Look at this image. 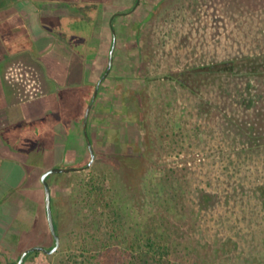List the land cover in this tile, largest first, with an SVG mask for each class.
<instances>
[{"label": "trees", "instance_id": "obj_1", "mask_svg": "<svg viewBox=\"0 0 264 264\" xmlns=\"http://www.w3.org/2000/svg\"><path fill=\"white\" fill-rule=\"evenodd\" d=\"M197 8L175 3L161 19L156 41L171 45L162 53L176 69L160 71L144 44L142 101L132 117L145 130L144 150L118 155L127 174L143 166L138 187L87 180L70 232L79 246L56 264H264V51L256 39L248 53L217 62L200 61L193 47L185 52V12ZM1 170L0 205L17 184ZM36 222L15 220L18 247L0 249V264H17ZM36 255L51 256L32 252L23 264Z\"/></svg>", "mask_w": 264, "mask_h": 264}, {"label": "crops", "instance_id": "obj_2", "mask_svg": "<svg viewBox=\"0 0 264 264\" xmlns=\"http://www.w3.org/2000/svg\"><path fill=\"white\" fill-rule=\"evenodd\" d=\"M148 1L141 0L140 5L130 11L135 0H0V167L4 180L17 181L16 186H9L3 194L2 204L16 205L23 213H32L30 208H33L32 214L40 220L41 230L45 212L41 208L40 190L36 186V175L25 170V163L33 152L22 140H7V129L14 127V132L21 135H26L24 130L29 129L34 141H46L44 131L35 122L41 120L37 110L47 101L31 100L42 93V59L57 52L60 44L76 58L81 79L66 86L57 84V93L62 87L76 88L82 92L81 99L76 98L66 110L59 111V119L50 130L52 136H47L50 152L37 148L41 157H53L59 163L66 156L71 139L83 136L86 141L87 133L96 157L93 163L98 161V155L103 158L109 140L111 146L120 142L123 125H136L132 117L140 109L144 86L140 69L146 50L142 43L147 35L141 34L142 27L144 21H154L152 15L158 14L156 5L149 8ZM61 24L69 34H75L62 37V32L57 31ZM77 34L86 40L85 45L80 40L75 45ZM113 43L110 73L99 87L84 128L91 94L108 67ZM45 73V78L53 85ZM86 90L89 94L84 92ZM60 100L61 103L71 101L67 94L60 95ZM87 154L90 158V152ZM40 173H44L43 169ZM16 194L22 201L14 202Z\"/></svg>", "mask_w": 264, "mask_h": 264}, {"label": "rangeland", "instance_id": "obj_3", "mask_svg": "<svg viewBox=\"0 0 264 264\" xmlns=\"http://www.w3.org/2000/svg\"><path fill=\"white\" fill-rule=\"evenodd\" d=\"M179 2H184L185 4L195 2L198 5V8L195 10L189 9L188 12V9H186L187 11L185 13L187 14H185V18L191 26L189 27L185 25L183 30L185 33L191 35L190 44L188 47L184 48V51L189 52L193 47L194 51H196L195 54L200 55V61L217 62L224 58L233 57L234 55L248 53L256 44V39L260 40L261 51H264V0H149L147 2L149 5L148 7L150 8L152 5H156L155 13L158 14L152 15L153 18H155L154 21L151 19L149 22H143L141 34L147 36L142 44H147L148 46L150 45L153 47L156 57L159 58L160 61V71L177 68L174 65L173 56H166V54L162 53L164 49L169 50L171 45L169 44L162 48L157 44L156 39L159 33L160 35L162 34L161 32L164 31L166 26L161 19L168 17V12L173 11L175 3L178 4ZM166 7L167 11H165ZM161 15L162 17L159 19ZM159 28H162L161 31H159ZM57 31L62 32V37L70 34L73 35V33L75 34V32H70L69 34L62 24L60 28H57ZM75 39V45L78 42L80 43V41H82L81 44L85 45L86 40L81 38V34L75 35ZM31 47L34 48L32 39ZM58 47L60 48L57 52L55 51L42 59L43 67L46 70L43 71V69V73L41 74L43 78L40 80L42 83V93L41 95L39 93L38 96H35L31 100L36 101L44 99L47 101L37 110V113L40 114L41 120L35 122L38 127H40L39 129L44 131L43 134L46 137V141H34V136L29 129L24 130L26 135L16 134V132H14V127H9V129H7V132H9V139L7 138V140L14 142H21L22 140L23 144L29 148V151L33 152V155H31L29 160L25 163V170L36 175V186L40 190L41 208H43L45 215L46 206L44 200V188L41 183L42 173H40V170L43 169V172H45L56 166L80 168L86 166L90 161L87 154L89 153L87 144L83 136L71 139V142L68 143L69 149L66 152V156H64L59 163L56 162V159L53 157H48L47 159H45L46 156L41 157V151L37 148L39 147L40 149H44L45 152H50L48 137L51 138L52 136L50 130L54 128V124L59 119V111L61 109L66 110L69 107V104L75 102L76 98H78V100L79 98L81 99L80 95L82 92L80 93L76 88L62 87L59 90V93H57V84L66 86L68 83L77 82L81 79V76L79 75L80 68H77L78 62H76V58H74L70 52H67L68 50L65 46L58 44ZM112 47L113 46H111V49ZM188 61H191V58L188 59ZM45 72L50 76L53 85H51L52 83H49L47 78H45ZM44 81L47 84L44 83ZM53 87L55 88V91H53ZM84 92L89 94V90ZM62 94H67L71 101L69 102L66 100V102L61 103L60 95ZM92 96L93 93L91 94V97ZM144 134L145 130H142V128L140 129L139 126L130 123L124 124L123 132L120 136V142L117 145L111 146L109 140V143H106L107 145H105V155L103 158L98 155V161L95 164L92 163L91 167L81 172L52 174L48 177L47 181L51 189L53 222L57 230V235L60 238V247L57 252L52 254L48 259H45L42 255L31 256L26 261V264H56L58 260L63 259L67 256V253L74 251L76 247L79 246V234L77 235V233L73 234L70 232H72L71 229L75 227V224H73L75 222L73 218L76 214H74V212L78 211L79 206L76 203L82 202L83 199L80 196L82 194L81 188L87 180H91V177L95 183H100V181L105 183V180L107 183H115L118 179H121L123 182L131 185L134 189L138 187V181L142 173L140 170L143 166L140 165L136 167V170L133 171V173L130 172V174H127V170L123 166L124 162L118 157V155L144 150V145L141 142ZM108 139L109 138L107 137L106 140ZM9 144L11 143L9 142ZM83 151L86 152V155L82 156ZM150 154L152 157H156L153 148L150 150ZM62 157H60V159ZM36 158L39 159V161H37ZM95 159L96 157L94 160ZM167 159L168 161H175L173 157H168ZM74 194L77 198H74V201L72 200L73 203L71 202V196ZM30 209L33 213V208ZM20 210V207L9 203L0 205V249L13 252L16 251L18 242L20 241V231L15 224V220L18 217H26L29 224H34L38 221L34 214L25 212L23 216V212H19ZM45 215L41 220L44 223L42 225L44 226L42 230L40 229L41 225L39 224V220L36 230H33V232L25 231V240L23 243L26 246L28 245L27 248L38 246L51 249L54 246V241L49 234L50 230L48 227L47 216ZM81 215L82 219H85L86 212ZM103 217L105 220V212Z\"/></svg>", "mask_w": 264, "mask_h": 264}, {"label": "water", "instance_id": "obj_4", "mask_svg": "<svg viewBox=\"0 0 264 264\" xmlns=\"http://www.w3.org/2000/svg\"><path fill=\"white\" fill-rule=\"evenodd\" d=\"M114 47L115 45H113L111 51H110V57H109V63H108V67L106 69L105 74L100 78V80L98 81L94 94H93V98L92 101L90 103V105L87 107L86 113H85V117H84V128H86L87 126V121H88V116L92 107V104L97 96L99 87L102 83V81L107 77V75L109 74L110 70H111V66H112V62H113V52H114ZM85 137H86V141H87V145H88V149L90 152V161L89 163L84 166V167H70V168H65V167H54L51 168L47 171H45L42 175H41V183L43 185L44 188V196H45V206H46V216H47V221H48V227L49 230L53 236L54 239V246L51 249H46L43 247H38V246H33V247H29L26 248L20 255V258L17 262V264H23V261L25 259V257L32 252H41L47 255H51L57 252V250L60 247V238L56 233V229H55V225L53 222V215H52V208H51V189H50V185L47 181V178L51 175V174H59V173H70V172H81L84 171L85 169L91 167L95 155H94V151H93V147L91 145V142L88 138L87 133H85Z\"/></svg>", "mask_w": 264, "mask_h": 264}, {"label": "flooded vegetation", "instance_id": "obj_5", "mask_svg": "<svg viewBox=\"0 0 264 264\" xmlns=\"http://www.w3.org/2000/svg\"><path fill=\"white\" fill-rule=\"evenodd\" d=\"M140 3H141V0H135V2H134V4H133V6L131 7V9H130V11L131 10H134L135 8H137L139 5H140ZM129 12V11H128ZM113 45H114V43H113ZM112 45V46H113ZM112 67V66H111ZM107 69V68H106ZM105 72H106V70H105ZM110 73V72H109ZM105 74V73H104ZM108 76V75H107ZM103 82V81H102ZM94 151V150H93ZM48 179V178H47Z\"/></svg>", "mask_w": 264, "mask_h": 264}, {"label": "built area", "instance_id": "obj_6", "mask_svg": "<svg viewBox=\"0 0 264 264\" xmlns=\"http://www.w3.org/2000/svg\"><path fill=\"white\" fill-rule=\"evenodd\" d=\"M29 81H30V80H29ZM29 81H28V82H29ZM30 85H31V83H30ZM31 86H32V85H31Z\"/></svg>", "mask_w": 264, "mask_h": 264}]
</instances>
